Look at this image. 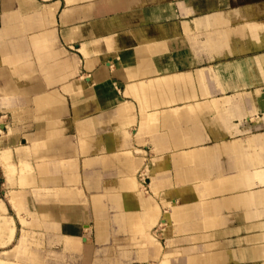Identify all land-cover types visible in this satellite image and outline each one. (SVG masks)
Segmentation results:
<instances>
[{
    "label": "crops",
    "instance_id": "0c3cea01",
    "mask_svg": "<svg viewBox=\"0 0 264 264\" xmlns=\"http://www.w3.org/2000/svg\"><path fill=\"white\" fill-rule=\"evenodd\" d=\"M0 61V264H264V0H0Z\"/></svg>",
    "mask_w": 264,
    "mask_h": 264
},
{
    "label": "rangeland",
    "instance_id": "374dc122",
    "mask_svg": "<svg viewBox=\"0 0 264 264\" xmlns=\"http://www.w3.org/2000/svg\"><path fill=\"white\" fill-rule=\"evenodd\" d=\"M13 36L16 37L17 35L14 34ZM6 41L7 43L14 42V40L8 39H6ZM27 52L28 55L25 58L26 64L29 63L33 66L36 65V72L26 77V82L33 83L36 80H39V63H35L36 59L34 56L29 54L30 51ZM16 66H18V64L11 65L6 61H0V124L6 126L7 129H11L13 127L31 129L30 125L33 120L32 118L26 117L25 112L30 109H35V114H39L36 108L38 103L33 102L32 100L29 103H23L22 99H20L21 96H19L16 87L18 86L17 83L19 81L20 83L24 81L25 77L21 78L17 76V74L15 73ZM34 96L35 93L31 94L29 98L33 99ZM5 131L7 132V130ZM145 166H147V164H144L143 167L145 168ZM142 170L138 171L137 178L139 177V175H141L140 171ZM143 186L145 188V191L148 192L149 188L147 184H143ZM163 240H165V238L160 240L162 246H164L162 243L164 242Z\"/></svg>",
    "mask_w": 264,
    "mask_h": 264
},
{
    "label": "bare ground",
    "instance_id": "6f19581e",
    "mask_svg": "<svg viewBox=\"0 0 264 264\" xmlns=\"http://www.w3.org/2000/svg\"><path fill=\"white\" fill-rule=\"evenodd\" d=\"M23 100H24V99H23ZM1 162H2V161H1ZM140 172H141V175H139V177H138L137 179H138V182H139V184H140V188L142 189V191L146 192L144 186H142V184L140 183V180H139V178H141V177L144 178V175H146V174H145V170H142V171H140ZM146 179H147V176L145 177L144 180H146Z\"/></svg>",
    "mask_w": 264,
    "mask_h": 264
},
{
    "label": "built area",
    "instance_id": "2783aa9c",
    "mask_svg": "<svg viewBox=\"0 0 264 264\" xmlns=\"http://www.w3.org/2000/svg\"><path fill=\"white\" fill-rule=\"evenodd\" d=\"M145 177H146V176L144 175V178H143V177L139 178L140 183L142 184V186H143V184L146 185L145 180H144Z\"/></svg>",
    "mask_w": 264,
    "mask_h": 264
}]
</instances>
